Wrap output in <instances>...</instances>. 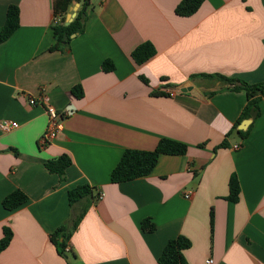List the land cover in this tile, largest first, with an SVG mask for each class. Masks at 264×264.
Returning a JSON list of instances; mask_svg holds the SVG:
<instances>
[{
    "label": "crops",
    "instance_id": "crops-1",
    "mask_svg": "<svg viewBox=\"0 0 264 264\" xmlns=\"http://www.w3.org/2000/svg\"><path fill=\"white\" fill-rule=\"evenodd\" d=\"M181 2L91 0L85 31L52 51L55 26H66L80 2L0 0V33L9 7L20 9L19 28L0 44V120L20 125L0 133V240L5 227L14 233L0 264H159L179 236L192 243L189 264H264V99L242 138L231 132L246 93L201 77L264 82V0H205L191 17L177 15ZM147 42L157 54L138 65L132 53ZM106 60L114 71H103ZM41 94L66 114L48 145L46 105L30 104ZM162 139L188 153L162 155L150 175L112 183L125 151H154ZM62 155L72 160L65 181L46 168ZM233 175L237 203L228 200ZM79 185L98 199L62 256L51 236L77 214L69 191ZM16 190L29 200L8 211L3 200ZM146 219L154 233L143 231Z\"/></svg>",
    "mask_w": 264,
    "mask_h": 264
},
{
    "label": "trees",
    "instance_id": "trees-1",
    "mask_svg": "<svg viewBox=\"0 0 264 264\" xmlns=\"http://www.w3.org/2000/svg\"><path fill=\"white\" fill-rule=\"evenodd\" d=\"M82 4L77 12L74 21L69 25H57L54 28L55 45L51 48L52 51L65 50L70 46L72 36L81 34L85 31L88 10L91 0H76ZM205 0H182L177 6L176 13L181 17H191L198 12ZM20 26V9L18 6L12 5L7 12V19L0 33V44L7 41ZM157 54L156 48L151 43L140 45L132 53V58L138 65H143ZM103 71L112 72L115 66L112 61L106 60L103 63ZM198 76H193L196 78ZM201 77L215 79L221 81L225 85L233 87L234 91L245 92L247 96V104L242 112L241 117L235 124L233 132H237L242 138L249 135L248 131H240L238 127L245 120H256L261 115L260 102L264 99V82L258 84H249L245 81L229 78L219 74L202 75ZM146 84L149 81L141 78ZM72 93L77 98L83 97L81 87H74ZM155 95L170 96L168 93L156 92ZM221 147H227L223 143ZM189 147L178 141L170 139H162L158 143L154 151H139L127 150L123 154L120 162L111 173V181L114 184L131 182L139 178L150 175L158 164L162 155L185 156L188 153ZM72 165V160L68 155H62L57 160H51L46 163V168L53 174L60 176L62 181L66 180V171ZM230 194L228 200L237 203L240 199L241 186L236 175H233L229 183ZM99 197V195H98ZM95 189L90 185H79L69 191V201L72 209H75L77 204H81L77 214H74L70 225L59 228L52 236L51 241L55 246L58 254L66 256L65 249L68 243L77 230L80 223L84 219L86 213L90 209L92 203L97 201ZM28 196L21 190H16L8 195L3 200V206L8 211H13L28 202ZM213 218V214H212ZM142 229L148 233L156 231V225L151 219H146L142 222ZM14 237L13 230L9 227L4 228L3 238L0 240V254L5 251L11 244ZM192 243L184 236H179L172 239L166 245L162 255L159 258V264H189L185 258L184 252L190 249Z\"/></svg>",
    "mask_w": 264,
    "mask_h": 264
},
{
    "label": "built area",
    "instance_id": "built-area-1",
    "mask_svg": "<svg viewBox=\"0 0 264 264\" xmlns=\"http://www.w3.org/2000/svg\"><path fill=\"white\" fill-rule=\"evenodd\" d=\"M59 17H55V21H58ZM38 103L46 105V112L48 116V124L45 135L42 138V144L48 145L52 140L56 139L60 132L63 130V122L66 114L59 112L53 105L48 101V98L45 94H41L38 98H31L30 104L35 106ZM19 123L11 120H0V133L6 134L10 133L19 128ZM236 150L241 148V144H237L234 147ZM102 194H100V198ZM190 198V194L186 196ZM65 252L68 254L70 248L67 246ZM207 264H213V260H208Z\"/></svg>",
    "mask_w": 264,
    "mask_h": 264
},
{
    "label": "water",
    "instance_id": "water-1",
    "mask_svg": "<svg viewBox=\"0 0 264 264\" xmlns=\"http://www.w3.org/2000/svg\"><path fill=\"white\" fill-rule=\"evenodd\" d=\"M79 7H80V4L79 3H77L76 4V8H74V11H75V13L71 16V18H70V22L66 25V26H69L73 21H74V19L76 18V16H77V11H78V9H79ZM75 35H73L72 37H74ZM186 88H183V89H181V90H183L184 92H186V91H191L194 95H196V96H198L199 98H201V99H204L203 98V96L196 90V89H189V90H185ZM251 123H252V120H245V121H243L242 123H241V125L239 126V130L240 131H246L247 129H248V127L251 125Z\"/></svg>",
    "mask_w": 264,
    "mask_h": 264
}]
</instances>
